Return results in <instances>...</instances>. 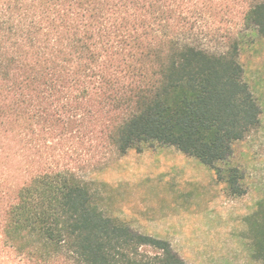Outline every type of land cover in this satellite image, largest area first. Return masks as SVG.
<instances>
[{"label": "trees", "instance_id": "16d2710c", "mask_svg": "<svg viewBox=\"0 0 264 264\" xmlns=\"http://www.w3.org/2000/svg\"><path fill=\"white\" fill-rule=\"evenodd\" d=\"M185 1L20 5L16 37L0 47V264H190L168 239L106 213L75 166L101 154L173 146L244 193L230 160L261 107L240 49L247 32L264 38V0L202 2L220 34L206 43ZM244 223L264 264V198Z\"/></svg>", "mask_w": 264, "mask_h": 264}, {"label": "rangeland", "instance_id": "374dc122", "mask_svg": "<svg viewBox=\"0 0 264 264\" xmlns=\"http://www.w3.org/2000/svg\"><path fill=\"white\" fill-rule=\"evenodd\" d=\"M202 2L206 0H186L182 9L195 23L193 36L206 43L211 35L220 34L211 33L210 13L200 10ZM37 3L0 0V47L10 48L8 38L16 37V14L28 5L26 12L33 13ZM239 21L235 17L231 22L238 28ZM240 62L261 107L259 127L235 143L230 160L244 174L243 194L230 195L210 168L173 146L124 155L109 152L90 162L73 163L94 186L107 214L138 231L168 239L190 264H259L250 257L244 218L264 198L263 37L255 32L243 36Z\"/></svg>", "mask_w": 264, "mask_h": 264}]
</instances>
